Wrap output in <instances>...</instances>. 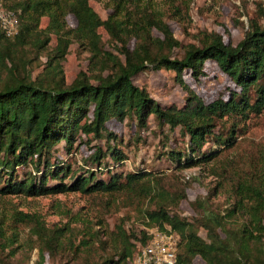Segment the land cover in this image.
Listing matches in <instances>:
<instances>
[{
    "label": "trees",
    "instance_id": "1",
    "mask_svg": "<svg viewBox=\"0 0 264 264\" xmlns=\"http://www.w3.org/2000/svg\"><path fill=\"white\" fill-rule=\"evenodd\" d=\"M0 3L16 11L19 20L18 34L13 38L5 37L0 31V70L6 72L4 79L0 73V195L38 197L70 192L90 195L137 188L150 195L153 188L146 183L153 180L151 173L120 174L114 170L126 158L115 145L110 146L111 142L117 143L106 125L111 119L135 120L143 129L152 115L160 129L178 128L188 137L186 149L168 147L166 138L161 141L163 147L158 157L166 158L176 167L190 168L208 163L233 147L251 117L264 113V10L261 8L257 17L262 24L248 20L247 31L235 46L226 44L214 33L199 47H185L183 57L175 59L171 57L172 51L180 44L160 23L154 25L163 40H152L158 45V51L152 53L144 42L129 49L127 29L111 20L100 21L87 0H0ZM60 12L76 17L77 32L88 41L90 51L86 72L80 71L69 85L65 83L61 65L70 44L68 39L57 38L52 54L35 79L27 64L21 68L15 58L18 50L30 44L39 50L47 46L50 39L38 37L40 19L48 16L54 28ZM96 27H103L120 44L118 55L100 47ZM33 37L36 38L31 43ZM164 47L168 51L163 52ZM208 60L229 77L236 90H230L227 99L220 97L205 104L184 84L182 75L190 71L198 80ZM148 69L174 72L175 81L188 94L183 107L162 108L144 89L134 85L133 79ZM78 134L106 143L105 152L97 145L90 156L98 167L95 172L86 168L74 170L62 160L54 162V147L63 141L64 149L71 153ZM205 145L209 147L204 149ZM106 151L114 160L113 167L102 162ZM28 165L32 171L21 178L17 176L16 169ZM235 190V201L224 214L199 204V214L191 220L173 210L183 199L182 195L161 190L156 194L160 202L154 209L146 210V228L127 232L118 226L116 233H109L111 252L96 257L87 250L85 264H130L139 248L149 242L147 229L151 228L161 231L169 228L178 235L175 264H194L195 258L204 264H264V182L256 187L237 186ZM236 216L242 217L241 223L228 226ZM24 217L32 219L38 228L42 226L36 218ZM199 230L205 238L199 236ZM95 237L99 238L97 234ZM1 261L0 258V264ZM37 264H43L42 255Z\"/></svg>",
    "mask_w": 264,
    "mask_h": 264
},
{
    "label": "rangeland",
    "instance_id": "2",
    "mask_svg": "<svg viewBox=\"0 0 264 264\" xmlns=\"http://www.w3.org/2000/svg\"><path fill=\"white\" fill-rule=\"evenodd\" d=\"M87 4L100 21L111 20L127 29L129 49L144 42L152 53H156L158 45L152 40H163V36L155 25H165L180 44L172 51L171 57L175 59L183 57L185 47H199L214 33L220 35L226 44L235 46L247 31L248 20L254 19L262 24L257 13L259 8L264 10V0H87ZM50 23L46 16L40 19L38 27L41 32L38 37L50 39L47 46L39 50L30 44L18 50L15 58L21 68L27 64L32 79H35L52 54L57 38H66L70 44L61 65L65 83L69 85L80 71L87 70L90 58L88 41L77 32L78 20L72 14L64 16L60 12L54 28ZM95 32L100 37V47L118 55L120 44L103 27H96ZM34 38L30 39L31 43ZM165 51L168 49L164 47ZM202 70L203 75L198 80L191 76L190 71H184L182 77L184 84L205 104L220 97L227 99L229 91L236 90L229 77L214 62L206 61ZM0 73L4 79L6 72L0 70ZM133 83L144 89L149 98L162 108H181L188 96L175 81L174 72L164 69H148L135 77ZM106 125L117 139V143L111 142L110 146L115 145L126 158L114 170L120 174L151 173L154 178L146 186L153 188L154 193L149 195L137 188L90 195L80 192L38 197L0 195L2 264H37L41 255L43 264H85L89 256L87 250L95 253L96 257L111 252L109 233H116L118 226L127 232L146 228V210L154 209L160 202L156 194L161 190L182 195L183 199L173 210L191 220L199 214V204L224 214L235 201L237 186L256 187L264 182V113L251 117L233 147L223 150L208 163L190 168L176 167L166 158L158 157L166 138L168 147L186 149L188 137L178 128L172 131L164 126L160 129L152 115L143 129L131 119L123 122L111 119ZM89 138L78 134L71 153L66 152L63 141L58 143L53 149L54 162L62 160L74 170L86 168L97 171L98 167L90 156L97 145L104 152L107 146L104 140ZM208 147L205 145L204 149ZM113 161L106 151L102 162L113 167ZM16 170L20 178L32 171L29 165ZM102 178L106 179V175ZM25 215L36 218L42 226L38 228ZM241 219L236 216L228 226L239 225ZM96 234L99 238L95 237ZM199 236L205 238L202 230H199ZM194 264L204 263L195 258Z\"/></svg>",
    "mask_w": 264,
    "mask_h": 264
},
{
    "label": "built area",
    "instance_id": "3",
    "mask_svg": "<svg viewBox=\"0 0 264 264\" xmlns=\"http://www.w3.org/2000/svg\"><path fill=\"white\" fill-rule=\"evenodd\" d=\"M18 13L6 9L0 3V31L7 38L18 34ZM149 242L141 246L130 264H175L178 252L179 237L169 228L161 231L158 228L147 229Z\"/></svg>",
    "mask_w": 264,
    "mask_h": 264
}]
</instances>
